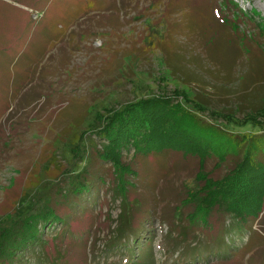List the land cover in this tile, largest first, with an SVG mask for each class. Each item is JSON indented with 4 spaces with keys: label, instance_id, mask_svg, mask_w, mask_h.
<instances>
[{
    "label": "rangeland",
    "instance_id": "obj_1",
    "mask_svg": "<svg viewBox=\"0 0 264 264\" xmlns=\"http://www.w3.org/2000/svg\"><path fill=\"white\" fill-rule=\"evenodd\" d=\"M231 1L236 16L227 0H39L44 11L32 32L15 10L0 7V216L13 210L35 165L47 162L50 175L58 174L47 161L56 136L74 124L85 128L86 112L113 105L115 95L125 103L158 95L184 102L186 94L205 121L253 131L240 125L264 98V0ZM84 7L96 10L74 19ZM227 114L235 124L221 117ZM140 160L129 193L140 209L125 235L114 232L123 205L101 185L57 244L51 239L65 226L49 230L45 264L57 250L58 264H180L185 255L197 259L181 264H264L263 225L239 233L229 232L230 216L215 214V222L213 214L211 228L174 217L186 179L197 172L194 159L163 153ZM212 166L211 177L224 174Z\"/></svg>",
    "mask_w": 264,
    "mask_h": 264
},
{
    "label": "trees",
    "instance_id": "obj_2",
    "mask_svg": "<svg viewBox=\"0 0 264 264\" xmlns=\"http://www.w3.org/2000/svg\"><path fill=\"white\" fill-rule=\"evenodd\" d=\"M227 1L236 16L237 5ZM86 8L74 19L96 10ZM37 13L33 12L35 20ZM222 21L235 36L245 40L244 32L236 31L239 24L235 19L224 16ZM182 97L184 102L158 95L121 103L115 95L111 98L115 99L113 105L100 112L91 107L86 112L85 128L74 124L59 133L47 159L58 174L50 175L47 162L35 165L13 210L0 216V264H27L31 258L39 264L49 261V230L65 226L51 239L57 244L69 231L68 220L86 211L90 204L87 201L93 199L92 194L97 195L101 185L123 205L114 232L125 235L134 211L140 209V203L129 200V193L137 187L140 159L163 153L178 154L197 163L195 176L186 179L184 197L174 207L175 218H185L191 226L211 228L216 224L213 218L216 222L218 216H230L229 232H247L252 223L263 225L264 230V98L240 125L250 126L253 131L240 132L205 121L199 114L200 103L198 106L186 94ZM221 117L227 124L236 123L230 114ZM208 163H213L214 170L224 169V174L211 177L206 171ZM109 173L111 177L106 180ZM143 215L136 212L140 220ZM58 255L62 256L57 250ZM57 256L48 264H58ZM196 259L185 255L181 263Z\"/></svg>",
    "mask_w": 264,
    "mask_h": 264
},
{
    "label": "crops",
    "instance_id": "obj_3",
    "mask_svg": "<svg viewBox=\"0 0 264 264\" xmlns=\"http://www.w3.org/2000/svg\"><path fill=\"white\" fill-rule=\"evenodd\" d=\"M39 2V0H0V7H2L3 5H7L9 7H11L13 10H15V13H18L19 15H21L20 19H23V21L25 22V24H27L29 22V24L31 25L30 29L31 32L34 30V26H37V22L39 19H33V12L34 11H39L41 13H43L44 10H40L42 9V4L37 3ZM36 4L35 8L34 5ZM44 9V6H43ZM2 11L3 9L0 8V19L2 17ZM81 19V18H78ZM76 24V23H75ZM74 27V24L71 26L68 25L67 29H71ZM2 30H0L1 32ZM6 32V31H5ZM10 32V31H7ZM30 34V31H27V35ZM13 37V36H12ZM24 36H22L21 38H24ZM14 38V37H13ZM9 45H11V43H9Z\"/></svg>",
    "mask_w": 264,
    "mask_h": 264
}]
</instances>
